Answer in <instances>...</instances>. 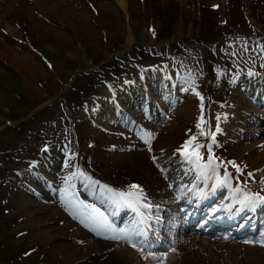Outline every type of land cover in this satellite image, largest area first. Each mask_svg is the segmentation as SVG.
Listing matches in <instances>:
<instances>
[{
	"label": "rangeland",
	"instance_id": "obj_1",
	"mask_svg": "<svg viewBox=\"0 0 264 264\" xmlns=\"http://www.w3.org/2000/svg\"><path fill=\"white\" fill-rule=\"evenodd\" d=\"M222 4L225 9L220 14L209 0H125L124 7L115 0H0V123L5 122L4 126L0 125V264H87L83 243L68 239L71 232L66 225L43 222L49 215L41 206H52L58 199V190L62 189L64 195L73 200L66 199L61 207H57L83 232L92 237L93 226L98 234L95 217L102 218L107 227L102 231L101 239L116 238L117 248L131 251L129 256L136 264H148V261L152 264L157 260L150 257L145 261L139 237L134 238L126 225L122 230L115 227L112 218L83 194L91 193L92 187L97 193L107 192V197L113 193L132 195L136 191L150 196L148 191L162 190L155 180H161L164 164H156L155 152L161 145L167 147L166 153L172 152L173 142L166 141L167 145L162 140L172 138L176 133L165 126L169 121L174 123L183 106L189 104L195 105L196 115L177 123L183 137L178 140L179 145L191 141L193 155L208 154L206 122L215 121L223 106L213 92L219 95L227 92L237 85L232 81L240 78L238 81L243 82V77L250 73L264 74V0H225ZM80 15L86 19L80 20ZM113 15L116 23L102 26L106 16L115 20ZM33 16L45 25L34 26ZM66 16L77 18L74 29L65 23ZM117 16L121 17L118 19ZM182 40L202 44L204 49L199 52L194 49L187 55L174 44L162 49L152 48H159L161 42ZM130 49H134L131 58L149 57L150 60L141 61L147 66L141 69L149 76V81V72L155 74L156 70L151 67L162 68L168 58L175 63L173 67H167L169 77L176 75V78L169 81L174 82L170 87L173 101L157 86L161 93L151 98L159 97L163 102L160 108L168 113L161 122H156L162 124L161 144L157 143L158 125L157 130L149 133L152 137L145 151L124 154L122 149L131 144L139 148L138 141L129 142L123 137L110 139L111 134L101 128L106 126L94 121L92 105L88 106L92 100H102L103 94H98L96 89L102 82L94 80L84 89L79 83L75 89L72 85L76 79L95 70L100 79L109 76L116 86L121 85L120 79L125 77V81L132 75V66L139 62L128 56L115 58L116 54ZM165 53L167 56H163ZM173 54L175 56L170 57ZM12 56L20 63L12 61ZM213 59L218 63L217 69L212 68L216 67L211 63ZM210 75H214L212 79ZM157 79L160 77L151 80L159 84ZM81 80L82 85L87 83L86 77ZM28 84L37 86V96L26 90ZM87 88L94 94H85ZM231 93L233 88L227 93L226 101L231 99L244 107L251 104L238 95L230 96ZM55 97L58 99L50 103ZM258 137L252 142L241 141L243 149L264 139V135ZM55 151L63 161L58 159L57 168L52 169L53 161L56 164L58 161ZM217 151L221 163L231 167L229 161L235 160V151L223 147L222 140L217 143ZM249 152L244 151V154L249 155ZM49 159L53 161L49 162ZM40 164L47 170H41ZM50 176L54 180L47 179ZM82 181H88L87 191L83 190L86 187L82 186ZM20 182H26L28 187H39V193L26 189L27 198L36 202L35 207L27 209L35 211L30 219L24 214L26 209H17L11 201V190ZM132 185L138 187L132 188ZM77 195H81L82 202L77 200ZM171 195L169 191L162 192L158 195L159 202L154 201L160 213L168 210L163 200ZM85 205L88 207H83ZM76 206L83 207L81 212L74 208L71 213ZM91 208L102 213V217ZM54 235H60V238L50 242L48 236ZM188 252L194 260L191 252L195 251L189 249ZM203 263L208 264H199Z\"/></svg>",
	"mask_w": 264,
	"mask_h": 264
},
{
	"label": "bare ground",
	"instance_id": "obj_2",
	"mask_svg": "<svg viewBox=\"0 0 264 264\" xmlns=\"http://www.w3.org/2000/svg\"><path fill=\"white\" fill-rule=\"evenodd\" d=\"M115 1L119 6H125V0ZM222 1L225 0H209L213 8L215 7L217 9L215 11L220 14H222L225 9ZM75 16H66L65 19V23L72 29H74L73 23L77 20ZM112 17L115 19V15H113ZM117 17L119 19L121 16ZM78 18L80 20H85L86 16L80 15ZM33 20L35 21L33 23L34 26L45 25L43 24V22H40L36 18V16H33ZM116 21V19L111 20L108 16H106L104 18V23H101L103 26L105 23H116ZM120 21H122V19H120ZM11 60L16 63H20L19 59L17 57L15 58V56H12ZM33 60L35 61V59ZM23 65L26 66V64ZM133 74L141 75V70L134 67ZM25 75H27L26 72ZM164 79L166 78L163 76V82H165ZM139 81L141 82L134 83V88L127 87V91L137 92L138 94H140V91H138L139 85L143 86L146 90L151 89V86L147 81L143 80L142 78H139ZM166 82H168V80ZM26 88L27 91H29L30 93H35L36 96L39 94V90H36L37 86L36 88H34L32 85L28 84ZM167 88V96H171L172 94L170 93V87L168 86ZM255 94H257V92ZM0 97H2L1 92ZM232 108H230L232 112L228 111L227 109L222 110V114L224 115L222 119L226 118V121L221 124L219 130H223L224 125L226 129L234 128V124H232L233 122L236 125L235 130H241L246 126L245 123H248L251 127L255 122L254 119H264V111L262 110H256L255 112H253L252 114H248L247 116H237L234 111L236 106ZM195 115V105L189 104L185 107L183 106V110L181 114L178 115L177 120L174 123H168L167 127L165 128L176 133L174 137L168 139L164 138L162 140L163 143L167 145H169L167 142H173V150L171 153L167 154V157L169 158L166 159L158 156L155 157L156 164H162L166 159L164 163H166L167 165H174L175 167H179L181 169V172L179 173L175 181L174 187L169 190L172 195L170 196L171 204L167 208L168 210L166 212L162 211L160 213L157 208L158 204H155L151 198L149 208L148 198L140 194L138 197L127 195L123 199H115L114 204L112 205H110L109 201H106V206L111 210H116L120 203L130 206V211L135 215V221L134 219L132 220L130 214H127L125 216V219L127 221L125 222V225L127 227H130L132 224H134L136 226V230L134 229V236H138L140 238H142L143 236L147 237V242L150 249H154L157 245H159L157 248L160 249V243H164L160 242V239L158 237L160 229L163 232H171V235L167 233L168 236L166 238L167 242L169 243H175L177 241V238L174 237V233H184L183 237L179 240V243L181 245L179 244L178 247H175L174 252L168 253L166 256H160L165 253L153 255L159 257H154L158 261L155 260L152 264H199L202 262H206L208 264H264V230H260L256 225H251L248 222L236 221L238 213L243 211L242 206L248 205L250 203L249 195H247V190L252 191V194L255 197L260 198L259 195L253 192L257 190L252 187H258L260 181L262 182V184H264V175L262 174L264 170V139L255 142L253 144L254 146L248 149L245 148V150L240 144L234 145L231 148V150L235 151V165H237L238 168L245 165V167H249L250 170H254V173L255 171H258V175L256 176V174H254L252 178L256 179L258 184L256 186L248 185L246 184V181L242 182V178H236L234 171L226 164H223V166L221 165V162L215 156L216 151L206 156L203 155L201 157L189 155L191 154L189 152L181 153L179 155L175 154V152H177L180 147L184 148V145L186 144H188L187 147H190L188 142H183L178 146V144L180 143V141L178 140L182 139L183 137H181L180 135L179 127H176L178 125L177 123L181 122L184 118L190 120V118L194 117ZM228 120L229 122L226 123ZM0 125L4 126L5 122H1ZM261 126L264 125H258V127H254L253 129L248 131L249 133L263 131L264 128ZM211 135L212 134H210V136ZM250 135L255 136L254 133H251ZM161 139L162 136H160L157 143L161 144ZM163 148L167 147H163V145H161V147L158 148V151L162 152ZM244 151H250L249 156H245ZM58 153L59 152L55 151V158L57 160L59 159L63 161V157L62 159H60ZM144 155L146 154L144 153ZM180 159H182L185 167L179 165ZM59 160L57 161V164L52 159L48 160L49 162L53 161L52 169L57 168ZM39 168L41 170H47V168L44 167L43 164H40ZM33 169L36 168L33 167ZM181 178L182 180L180 181ZM47 179H49L50 181L54 180L52 176L48 177ZM25 180L26 178L24 177L23 181ZM158 180L159 181L155 180L156 183H164L162 180ZM238 183L243 184L242 187L239 186ZM251 183L252 182L250 181L249 184ZM38 185L41 187L42 183ZM28 188L32 192L39 191V187L37 188L33 185H30L28 187L26 182H20L16 185V187L13 186L10 197L12 198L11 201L13 206H17V209L21 210L26 209L24 214L27 219H30L31 217H33L35 211L31 212L27 211V209L28 207H35L36 202L27 198L26 189ZM230 188L233 193H231ZM64 191L65 190L63 189L58 190V199L54 200L52 206H41L40 204L42 210H44L49 215V217L46 220H43V222L49 223L51 221H54L56 223L66 225L68 231L70 230L71 232L68 233V239L71 238L74 240V242L77 241L83 243L82 248L85 252L84 254L88 258V260L86 261L87 264H136L135 259L132 260V258L129 256V253L132 254V252L129 250H122V248H117L116 241L114 239H92L89 234L83 232L79 227L75 225V223L72 222V220H70L67 216L59 211L57 205L61 207L66 199H68L69 201L73 200V198L68 197L67 194L64 195ZM72 191H74V185H72ZM43 198L45 200H48V197H45L44 195ZM195 198L197 199V202L192 204V201ZM164 202L167 201L164 199L163 203ZM205 204H207V206L203 207V205ZM180 205L182 206V210H177L178 206ZM63 209L67 210L66 208H64V205ZM154 212L156 213V216L153 215ZM218 213H220L219 220H213V216H216ZM256 213L264 214V207L258 208ZM150 217L151 221H148ZM193 222H198L197 228H194V226L191 225ZM203 230H217V232L213 235H207L203 232ZM236 230H239V232H241L242 234H246V240L250 241L249 243L253 244L254 246L244 245L243 243L238 244L237 242L231 241L230 235L233 232H236ZM48 237L49 241L51 242L53 240L59 239L60 235ZM46 239L47 237L44 238L43 241L45 242ZM151 240L155 241L154 245H151ZM187 247H189L190 251H195L191 252L196 257H194V260L191 259V256L188 252L189 249ZM196 248L198 249L194 250ZM205 254L207 255L206 257L204 256ZM144 260L148 261V258H144ZM148 264H150L149 261Z\"/></svg>",
	"mask_w": 264,
	"mask_h": 264
},
{
	"label": "snow or ice",
	"instance_id": "obj_3",
	"mask_svg": "<svg viewBox=\"0 0 264 264\" xmlns=\"http://www.w3.org/2000/svg\"><path fill=\"white\" fill-rule=\"evenodd\" d=\"M201 134H203V133H201ZM193 139H195V137L193 138ZM188 143H191V141H189ZM188 146V144H186V145H184V147H187ZM229 163H234V162H229ZM138 186H136V185H132V188H137ZM109 192H111L112 190L111 189H107ZM117 195H120V196H123V195H125L124 193H117ZM261 200H264V197H261L260 198ZM83 207H88V206H83ZM93 212H95V213H97V215L98 216H101L102 217V213H99V211L97 210V209H93L92 210Z\"/></svg>",
	"mask_w": 264,
	"mask_h": 264
}]
</instances>
